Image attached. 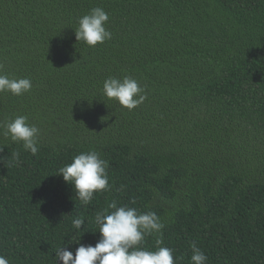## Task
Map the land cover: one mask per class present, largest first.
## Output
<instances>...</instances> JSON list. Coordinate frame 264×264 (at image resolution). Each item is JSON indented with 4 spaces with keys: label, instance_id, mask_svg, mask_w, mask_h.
Listing matches in <instances>:
<instances>
[{
    "label": "trees",
    "instance_id": "trees-1",
    "mask_svg": "<svg viewBox=\"0 0 264 264\" xmlns=\"http://www.w3.org/2000/svg\"><path fill=\"white\" fill-rule=\"evenodd\" d=\"M95 7L112 38L91 47L75 28ZM0 73L33 85L0 93L9 264H62L58 249L95 245V215L112 202L155 212L176 264L193 243L207 264H264V0H0ZM125 76L146 94L133 110L101 94ZM16 116L40 129L36 155L3 136ZM90 150L111 187L82 205L57 174Z\"/></svg>",
    "mask_w": 264,
    "mask_h": 264
},
{
    "label": "clouds",
    "instance_id": "clouds-1",
    "mask_svg": "<svg viewBox=\"0 0 264 264\" xmlns=\"http://www.w3.org/2000/svg\"><path fill=\"white\" fill-rule=\"evenodd\" d=\"M109 21L108 13L100 7H95L86 15L78 18L75 28L77 41L95 47L112 38V33L106 27ZM30 78H12L0 73V93L10 92L21 96L32 89ZM139 82L130 76L123 78L109 77L103 82L101 94L107 100H115L122 107L133 110L146 99ZM3 136L15 143H22L24 150H30L36 155L39 150L38 137L40 129L28 121L26 116H16L2 125ZM18 157V153L15 154ZM108 161L99 152L90 150L74 155L72 162L58 169L63 180L74 186L76 197L82 205H88L98 192L110 190ZM133 203H135L133 201ZM112 209V211H108ZM108 209L97 212L95 224L98 226L100 238L95 245L80 244L75 253L66 247L56 251L58 262L62 264H176L183 257H175L173 249L162 246V229L165 227L159 216L153 212H139L127 205L118 206L116 202L108 205ZM85 220L83 217L72 221L75 229H81ZM95 233V232H94ZM157 234L154 250L141 247L146 236ZM190 264H207L208 257L195 243L191 245ZM0 264H9V260L0 255Z\"/></svg>",
    "mask_w": 264,
    "mask_h": 264
}]
</instances>
